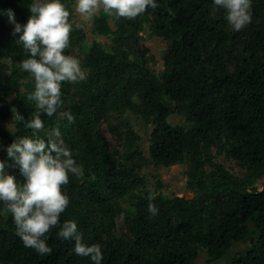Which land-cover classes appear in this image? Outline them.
I'll use <instances>...</instances> for the list:
<instances>
[{
	"label": "trees",
	"instance_id": "1",
	"mask_svg": "<svg viewBox=\"0 0 264 264\" xmlns=\"http://www.w3.org/2000/svg\"><path fill=\"white\" fill-rule=\"evenodd\" d=\"M31 2L0 0V9H13L24 24ZM64 3L73 26L64 50L70 55L82 48L85 34L72 22V0ZM157 3L132 19L103 10L93 17L92 32L110 44L93 41L81 66L87 78L61 82L63 105L51 116L28 98L34 79L19 62L30 54L6 15H0V122L13 123V130L0 128V159H8L5 148L14 139H47L48 131L60 129L84 170L62 186L70 203L60 223L75 219L82 242L101 245L102 264H196L200 248L208 263L264 264V187H253L264 174V0H252L251 22L239 31L231 29L213 0ZM149 20L152 32L169 47L159 75L147 67L139 43ZM65 109L74 120L59 114ZM127 113L151 125L146 149L156 168L187 159L191 199L163 196L159 181L151 188L139 176L144 156ZM37 114L44 127H27ZM172 114L188 125L170 124ZM103 125L121 150L108 145ZM214 146L246 177L233 176L217 163ZM9 172L23 179L18 169ZM150 203L158 209L155 215ZM117 220L124 234L116 233ZM59 228L47 233L52 251L39 254L24 246L0 202V264H93L74 252V239L57 235ZM240 243L244 248L236 249Z\"/></svg>",
	"mask_w": 264,
	"mask_h": 264
},
{
	"label": "clouds",
	"instance_id": "2",
	"mask_svg": "<svg viewBox=\"0 0 264 264\" xmlns=\"http://www.w3.org/2000/svg\"><path fill=\"white\" fill-rule=\"evenodd\" d=\"M213 4L224 10V18L233 31L251 22L252 0H213ZM157 6V0H75L76 12L86 20L92 19L101 9L109 15L132 19ZM28 9L31 15L24 24L16 20L11 8L0 9V15H6L7 22L13 26L12 33H19L18 41L30 54L19 62L21 70L34 79V90L28 98L35 102L38 110L51 116L63 105L61 82L83 81L87 78V70L81 67L77 57L64 52L69 47L73 27L64 0H32ZM59 114L68 121L74 120L70 110ZM16 116L24 119L18 112ZM27 127L40 130L44 122L37 114L27 121ZM46 136L47 139L22 136L6 146L8 159H0V202L10 211L16 233L25 247L39 254L50 253L52 248L47 242V233L60 224L57 235L64 240L74 239L73 250L77 255L88 257L93 264H102L101 245L82 242L75 219L60 223V214L70 203L62 186L69 183L70 175L82 177L84 170L58 127L48 131ZM10 168L18 169L23 179L10 173ZM148 210L152 215L158 211L152 203Z\"/></svg>",
	"mask_w": 264,
	"mask_h": 264
},
{
	"label": "rangeland",
	"instance_id": "3",
	"mask_svg": "<svg viewBox=\"0 0 264 264\" xmlns=\"http://www.w3.org/2000/svg\"><path fill=\"white\" fill-rule=\"evenodd\" d=\"M72 7L74 10L73 15V24L82 28L85 34V40L82 45V48L74 50L70 55L77 57L80 60L82 66V60L86 51L90 48L93 41L100 42L102 44H110L108 38L103 36H98L92 32L93 29V18L90 20L82 19L81 15L75 10V0H72ZM102 10V9H101ZM100 10V11H101ZM99 11V12H100ZM99 12L93 17L97 16ZM109 24L113 27V21L109 20ZM140 44L141 51H144V55L147 60V67L149 70L159 75L164 70V61L163 55L167 51L168 44L162 38L156 36L151 29V21H147L143 24V29L140 32ZM128 118H130L134 131L140 138V146L142 150V154L144 156V163L139 171V176L143 178V181L146 185H149L151 188L157 187V182L159 181L163 186L158 189V192L166 197H180L183 199H191L193 197V193L187 189L188 182V162L187 159H184L182 162L165 167H155L151 160L149 159V155L147 152V137H148V129L151 128V125H146L140 118H137L130 113H127ZM168 121L172 125H180L187 126L188 123L184 120L183 117L172 114L169 116ZM0 128L2 129H10L13 130V123L11 120L6 122H0ZM102 133L108 145L110 147H114L117 150L118 146L115 144L114 137L109 133L108 129L103 125ZM212 152L215 154V161L222 165V167L231 175L236 176L238 178H245L246 173L245 170L238 165L235 161L228 158L224 152L218 150L216 146L212 148ZM253 187L258 189H262L264 187V174L261 175L254 183ZM117 234H124L125 228L120 224V220H117L116 226ZM245 243H240L236 246V249H243ZM198 258L196 260V264H228L229 262L226 260H222L220 262L208 263L207 256L205 254L204 249H199Z\"/></svg>",
	"mask_w": 264,
	"mask_h": 264
},
{
	"label": "water",
	"instance_id": "4",
	"mask_svg": "<svg viewBox=\"0 0 264 264\" xmlns=\"http://www.w3.org/2000/svg\"><path fill=\"white\" fill-rule=\"evenodd\" d=\"M167 50L169 51V47H168ZM165 55H166V53L163 55V59L165 58ZM152 131H153L152 128H150V129H148V132L147 133L150 135L152 133ZM148 144L149 143L147 142L146 145L148 146Z\"/></svg>",
	"mask_w": 264,
	"mask_h": 264
}]
</instances>
